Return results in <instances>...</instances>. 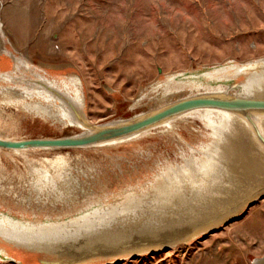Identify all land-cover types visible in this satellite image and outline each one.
I'll use <instances>...</instances> for the list:
<instances>
[{"label": "rangeland", "instance_id": "obj_1", "mask_svg": "<svg viewBox=\"0 0 264 264\" xmlns=\"http://www.w3.org/2000/svg\"><path fill=\"white\" fill-rule=\"evenodd\" d=\"M260 58L264 0H0V70L10 73L0 78V138L82 131L38 80L79 101L90 123L105 124L199 92L239 94L231 88L239 79L217 84L206 73ZM202 113L110 146L0 149V213L63 222L142 196L214 142L208 122L220 118ZM10 253L0 264H39ZM263 255L264 198L188 244L109 264H253Z\"/></svg>", "mask_w": 264, "mask_h": 264}, {"label": "water", "instance_id": "obj_2", "mask_svg": "<svg viewBox=\"0 0 264 264\" xmlns=\"http://www.w3.org/2000/svg\"><path fill=\"white\" fill-rule=\"evenodd\" d=\"M11 58L15 60L13 56ZM206 75L215 79L217 84L231 83L239 79L231 88L240 87L243 92L234 94L229 90L220 89L199 92L167 102L134 117L105 124L90 123L79 103L75 105V101L68 95L38 80L37 84L48 89L59 99L65 106L69 119L82 131L63 137L22 140L0 138V149L27 151L110 146L132 140L152 130L170 127L175 120L192 113L217 112L231 116L236 120V125L241 127L238 126L239 129H234L233 132L225 127V137L219 129V135L214 137L212 143L214 148H217L214 149L217 150L216 153L229 156L235 155L238 150L237 153L243 154V145L236 137L241 135L245 139L247 152H251L253 147L256 149V157L252 153L256 160L254 159L253 163L251 157L249 161L242 163L240 170H249L250 166L255 164L261 175L255 180L242 176L236 180L230 176L232 180H227L230 178L223 174L225 179L214 185V189L207 188L205 176L199 179L193 177L199 184L195 187L199 189L190 190L187 185L189 188L185 187L183 193V190H177L175 187L169 197H177L182 193L180 197L186 198L187 201L167 202L168 208L165 212H162L153 200L163 198L165 191L170 192L169 177L188 176L182 172L181 167L171 169L167 175H162L159 183L151 190L142 196H136L134 201L142 202L135 207L131 206L134 201L130 199L122 204L94 208L63 222L42 224H26L0 213V258L14 259L10 253L13 251V254L21 253L23 256L37 258L39 264H109L188 244L233 222L254 202L264 198V58L215 68ZM0 78L10 79V73L0 70ZM216 132L218 133V128ZM219 155L216 158L213 155L211 158L216 161L215 165H219L223 170L222 164L225 161L219 158ZM204 156L203 152V157L196 161L186 160L183 167H189L188 169L197 175V171L206 161ZM228 159L226 158V162ZM179 171L186 175L180 174ZM185 185L186 183L181 186ZM197 194H200L202 199L194 201ZM204 198H208L207 203L203 202ZM193 201L203 207L196 206L193 215H174V210L179 207L181 210H188V206L195 205ZM222 204L225 206L222 207ZM140 212L144 217L138 214ZM206 213L211 217L206 216ZM80 225L87 226L79 228ZM253 264H264V255L255 258Z\"/></svg>", "mask_w": 264, "mask_h": 264}, {"label": "bare ground", "instance_id": "obj_3", "mask_svg": "<svg viewBox=\"0 0 264 264\" xmlns=\"http://www.w3.org/2000/svg\"><path fill=\"white\" fill-rule=\"evenodd\" d=\"M262 78L264 79V77H262ZM253 91H254V89H253ZM76 92L78 93V91H76ZM74 103H75V105H78L79 101L78 102L75 101ZM201 115L203 117L207 118V119H211V117L214 114L212 112H203ZM61 116H62L63 119L64 118H69V114L66 111L62 112ZM55 117H57V115H55ZM217 117L220 118L219 121L215 122L214 120H209L210 122H208V125L211 128V130H212V136L213 137H216L217 134L219 135V129H220V131H222L223 137H225V135H226L224 133L225 131L223 132V129L225 127H226V130H230V132H233L234 129L237 130V128L239 129V127H241V125H239V124H238V126H239L238 127L236 125L237 124L236 120H234L233 118H231V116H228L225 113H217ZM167 128H170V127H167ZM167 128L164 127V129L163 128H159V129L168 130ZM217 128H218V133L216 132ZM238 132H239V130H238ZM236 137H238V141L243 145V147H242V150H243L242 153L243 154L240 155L239 153H237L238 150L235 149V150H237L235 152V155H233V154L231 155L230 154L229 156L228 155L221 156L220 153H219L220 155L218 153H216L217 150L216 151L214 150V149H217V148H214V145L211 144L207 148H205V150H204V154H205L204 160H206V161L204 162L203 165H201L199 171H197V175H200L201 177L197 176L195 174V172L192 173V171H190V169H188L189 167H186V166H184V167L181 166L180 169L182 170V172L186 173L188 176H182L181 175L182 177H180V178L178 176H176L175 178H178L177 180L175 178H170L169 177V179L171 180V182H169V183H171V185L170 186L168 185V189L170 190V192L165 191L164 194H163L164 195L163 198H161V199L155 198L153 200L156 203V205L160 206V209L163 210L162 212H165L166 209L168 208L167 207V205H168L167 202H183V200L187 201L186 198L180 197V195L182 193H179V195L177 197H173V196L169 197L171 195V192H174L173 190L175 189V187L177 188V190H180V191L183 190V193L189 187H190L189 188L190 190H198L199 189V188L195 187L196 185H199V184L193 177L199 179V178H202V177L205 176V178H204L205 180L204 179L203 180L206 183V185L208 186L207 188L214 189L215 188L214 185L219 184V182H222L225 179V175H223V174H227L229 178H230V176L232 178L235 177V180L237 178L239 179L241 176H242V178L244 177L245 179L247 177H251V179L255 180L256 177L261 175V173L257 170V167H256L255 164L250 166L251 168H249V170L248 169L240 170V166L242 165L243 162L249 161V159L251 157L253 158V159H251L252 162L254 161V159L256 160V158H255L256 157V153H255L256 149L253 147V148H251L252 149L251 152H249V151L247 152L246 151L247 149H246L245 139L241 135L240 136H236ZM216 146H217V144H216ZM238 149L240 150V148H238ZM210 152L213 153V154H211ZM252 153L255 155V157L252 155ZM213 155H214L215 158L218 157L217 155H219V158H221V159H223V161H225V163L222 164V168H223L224 171L220 169L219 165L218 166L215 165L216 161L213 160V158H211ZM226 158L227 159L229 158L228 162H226ZM235 170H237V171H235ZM179 172H180V174L182 173L181 171H179ZM184 173H182V174H184ZM186 174H184V175H186ZM194 174L196 176H194ZM232 178L227 179V180H232ZM182 182L186 183V185L185 186H181V185H184V183H182ZM185 187H186V189H185ZM195 196H197V197L195 198ZM195 196H194V199H193L194 201H197L199 198H201L200 194H197ZM135 197H136L135 195H132V197L130 196L129 198L131 199V201H134ZM207 200H208V198H206V199L204 198L203 202L207 203ZM194 201H193V203H195ZM139 202L141 203L142 201H139ZM139 202H135L134 201V202H132L133 204L131 206L135 207L138 204H140ZM147 204L149 206V203H147ZM181 205H183V203H181ZM202 205H206V204H202ZM196 206L203 207L200 204H196V203H195V205L188 206V210H181V208L179 207L178 210H174L175 211L174 215H176V217H179V216H182V215H186L187 213L190 214V215L192 213V215H193L194 211L196 210V208H195ZM224 206L225 205H223L222 207H224ZM127 209L129 210V208H127ZM138 214H140V216L143 215L142 212H140ZM164 214L165 213H163V216H164ZM197 216H199V215H197ZM206 216L211 217V215L209 213H206ZM142 217H144V216H142ZM145 221H147V220H145ZM86 226L87 225H85V226L80 225L79 228H83V227H86ZM43 232H45V231H43Z\"/></svg>", "mask_w": 264, "mask_h": 264}]
</instances>
